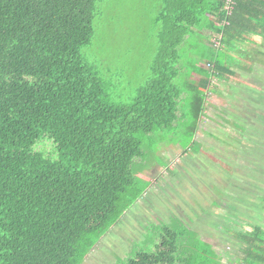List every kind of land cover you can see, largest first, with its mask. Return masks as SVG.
I'll return each instance as SVG.
<instances>
[{
    "label": "trees",
    "instance_id": "16d2710c",
    "mask_svg": "<svg viewBox=\"0 0 264 264\" xmlns=\"http://www.w3.org/2000/svg\"><path fill=\"white\" fill-rule=\"evenodd\" d=\"M152 1L157 55L122 104L105 37L125 0H0V264L87 263L151 186L141 138L176 129L198 144L213 79L242 78L234 55L264 39V0H233L230 12L229 0ZM174 222H161L152 251L127 245L119 264L228 260ZM249 231L233 264H264V225Z\"/></svg>",
    "mask_w": 264,
    "mask_h": 264
},
{
    "label": "rangeland",
    "instance_id": "374dc122",
    "mask_svg": "<svg viewBox=\"0 0 264 264\" xmlns=\"http://www.w3.org/2000/svg\"><path fill=\"white\" fill-rule=\"evenodd\" d=\"M125 1L116 23L106 26V34L113 36L105 37L113 65L114 102L122 104L131 102L149 76L158 48L153 19L160 12L152 0ZM258 39L260 45L247 44L244 51L233 54L242 78L213 79L216 89L209 94L206 116L197 128L198 144H189L190 136L176 129H158L141 138L147 166L141 176L151 186L103 236L85 264H119L128 246L154 250L158 238L154 233L162 221H175L180 231L182 225L202 233L205 241L223 251L228 259L223 264H233L242 244L236 232L248 233L254 224L264 225L260 200L264 196V55L256 54L264 51V39ZM135 240L139 241L131 243Z\"/></svg>",
    "mask_w": 264,
    "mask_h": 264
},
{
    "label": "built area",
    "instance_id": "2783aa9c",
    "mask_svg": "<svg viewBox=\"0 0 264 264\" xmlns=\"http://www.w3.org/2000/svg\"><path fill=\"white\" fill-rule=\"evenodd\" d=\"M233 5H234V1L229 0L228 5L226 6V9L228 10V12H230V9L233 8Z\"/></svg>",
    "mask_w": 264,
    "mask_h": 264
},
{
    "label": "crops",
    "instance_id": "0c3cea01",
    "mask_svg": "<svg viewBox=\"0 0 264 264\" xmlns=\"http://www.w3.org/2000/svg\"><path fill=\"white\" fill-rule=\"evenodd\" d=\"M182 153H183V152H182ZM183 154H184V153H183ZM185 155H187V154H185ZM182 156H183V155H182ZM183 157H185V156H183ZM221 231H222V230H221ZM239 233H241V232H236V237H238L237 235H238ZM213 246H214V245H213ZM240 247H241V245H240ZM240 247H239V248H240ZM214 248H215L216 250H218L217 247H214ZM218 251H219V250H218ZM219 252H223V251H219Z\"/></svg>",
    "mask_w": 264,
    "mask_h": 264
}]
</instances>
